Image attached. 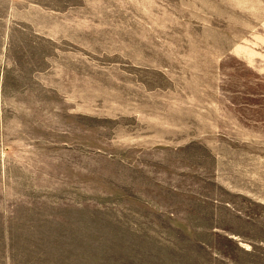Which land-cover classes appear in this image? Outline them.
<instances>
[{
    "label": "rangeland",
    "instance_id": "1",
    "mask_svg": "<svg viewBox=\"0 0 264 264\" xmlns=\"http://www.w3.org/2000/svg\"><path fill=\"white\" fill-rule=\"evenodd\" d=\"M0 264H264V0H0Z\"/></svg>",
    "mask_w": 264,
    "mask_h": 264
}]
</instances>
